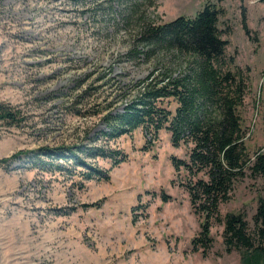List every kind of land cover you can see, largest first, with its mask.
I'll list each match as a JSON object with an SVG mask.
<instances>
[{
	"label": "rangeland",
	"instance_id": "obj_1",
	"mask_svg": "<svg viewBox=\"0 0 264 264\" xmlns=\"http://www.w3.org/2000/svg\"><path fill=\"white\" fill-rule=\"evenodd\" d=\"M207 2L223 11L228 67L246 80L240 113L253 155L264 144V0H0V102L23 118L0 120V264H246L257 244L259 176L235 183L210 219V242L193 243L203 217L171 162L188 145H172L165 130L154 140L141 128L102 134L103 114L122 112L139 81L176 74L184 61L160 51L129 59L142 21L191 16ZM42 147L113 148L127 158L113 165L79 154L108 180L43 171L24 155L1 161ZM228 213L242 215L252 247L228 242Z\"/></svg>",
	"mask_w": 264,
	"mask_h": 264
},
{
	"label": "trees",
	"instance_id": "obj_2",
	"mask_svg": "<svg viewBox=\"0 0 264 264\" xmlns=\"http://www.w3.org/2000/svg\"><path fill=\"white\" fill-rule=\"evenodd\" d=\"M222 12L219 6L207 2L191 16L178 15L163 23L143 20L136 46L129 50L128 58L135 60L140 54L150 57L155 51L181 56L184 61L179 64L178 72L152 73L139 81L138 95L122 112L88 109L83 114L105 112L103 120L109 130L102 134L107 139L141 128L153 140L165 130L172 145H188L186 157L171 156V162L180 174L179 181L188 193L191 207L203 217L199 237L192 239L193 243L210 242V219L218 217L219 204L230 198L235 183L246 172L259 176L261 195L254 215L257 244L253 246L250 237L245 235L240 213L225 216V234L229 233V243L236 241L253 246L250 255L243 257L246 264H261L264 258V144L251 155L245 142L240 108L246 80L240 70L232 71L228 67L231 61L226 52L228 41L219 26ZM171 103L173 107L169 106ZM0 120L17 126L23 118L12 106L0 102ZM81 153L108 159L113 165L127 158L113 148L42 147L18 151L1 161L7 163L24 155L27 162L43 171H70L83 179L108 180L107 171L83 159ZM161 198L166 201L168 195L162 194Z\"/></svg>",
	"mask_w": 264,
	"mask_h": 264
}]
</instances>
